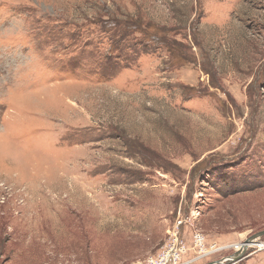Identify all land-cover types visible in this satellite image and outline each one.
<instances>
[{
  "label": "rangeland",
  "instance_id": "1",
  "mask_svg": "<svg viewBox=\"0 0 264 264\" xmlns=\"http://www.w3.org/2000/svg\"><path fill=\"white\" fill-rule=\"evenodd\" d=\"M262 230L264 0H0V264H134L175 231L216 264Z\"/></svg>",
  "mask_w": 264,
  "mask_h": 264
},
{
  "label": "built area",
  "instance_id": "2",
  "mask_svg": "<svg viewBox=\"0 0 264 264\" xmlns=\"http://www.w3.org/2000/svg\"><path fill=\"white\" fill-rule=\"evenodd\" d=\"M245 246V249H244ZM226 246H221L215 250H222ZM243 247L244 252L250 248L249 244L244 245V243H238L231 245V249H235L231 256L220 259L216 264H227L228 261L236 259L237 251ZM211 251H203L198 253H191L189 246L185 241L178 235V232H172L171 241L161 247L158 253L155 256L147 257L144 261H137L134 264H194L195 261L202 255H207ZM237 252V253H236ZM232 263V262H231Z\"/></svg>",
  "mask_w": 264,
  "mask_h": 264
},
{
  "label": "water",
  "instance_id": "3",
  "mask_svg": "<svg viewBox=\"0 0 264 264\" xmlns=\"http://www.w3.org/2000/svg\"><path fill=\"white\" fill-rule=\"evenodd\" d=\"M263 234H264V230L259 231V232L255 233V234L251 235V236L247 239L246 242L249 243L250 241L255 240L256 238L262 236ZM246 242L244 243V245H245V244H248V243H246ZM244 249H245V246H244ZM242 253H244L243 250L241 251V253H237L236 256L239 257V256L243 255ZM207 264H210V263H207Z\"/></svg>",
  "mask_w": 264,
  "mask_h": 264
},
{
  "label": "bare ground",
  "instance_id": "4",
  "mask_svg": "<svg viewBox=\"0 0 264 264\" xmlns=\"http://www.w3.org/2000/svg\"><path fill=\"white\" fill-rule=\"evenodd\" d=\"M195 215V214H194ZM256 240V239H255ZM249 245H250V247L253 245V246H257V247H260V248H263L264 247V242H255L254 240H252V241H250L249 243H248ZM243 250V252H244V249H243V247H241L240 248V250L239 251H237L238 253H241V251ZM236 252V253H237ZM243 254V253H242Z\"/></svg>",
  "mask_w": 264,
  "mask_h": 264
},
{
  "label": "crops",
  "instance_id": "5",
  "mask_svg": "<svg viewBox=\"0 0 264 264\" xmlns=\"http://www.w3.org/2000/svg\"><path fill=\"white\" fill-rule=\"evenodd\" d=\"M199 80V79H198Z\"/></svg>",
  "mask_w": 264,
  "mask_h": 264
}]
</instances>
